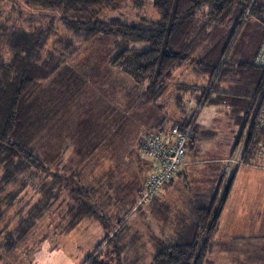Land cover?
<instances>
[{"label": "trees", "instance_id": "16d2710c", "mask_svg": "<svg viewBox=\"0 0 264 264\" xmlns=\"http://www.w3.org/2000/svg\"><path fill=\"white\" fill-rule=\"evenodd\" d=\"M20 1L49 14L50 18L45 26L9 31L5 37L7 51L0 54V264H15L8 259L11 256L19 264L29 263H22L15 252L30 239L33 242L35 228L45 215L11 213L21 189L3 194L7 184L22 173L31 172L36 180L41 175L52 174V189L66 190L72 186L64 183L61 174L52 171L34 144L46 136L67 108L86 94L91 81L89 73L98 74L99 64L90 62L89 56L94 51L79 49L94 45L101 36L111 37L112 51L107 53V59L112 70L117 71L116 75L129 76L135 86L146 83L144 95L149 101L157 100L176 72L190 64L197 77L204 81L200 86L202 91L194 93L195 100L202 107L208 104L220 108L219 117L226 122L223 133L230 134L216 142V147L220 150L226 145L224 155L229 151L230 157L242 142L243 148L226 184L228 171L222 168L218 158L198 170L202 171L199 178L189 181L185 178L187 171L181 169L165 184L162 193L148 203H139L146 181L141 182L135 189L137 200L133 208L136 206L138 211L145 206L160 221L159 233L149 224L145 232L130 224V218L137 213L116 216L112 229L81 264H215L210 259L212 253L218 252L214 237L236 174L241 167L264 166V62L260 60L264 46L262 43L250 58L239 59L232 53L241 31H238L239 19L246 12L248 16L259 13L257 21L264 26V3L258 0H152L151 5L158 13L155 20L145 15L128 21L122 16L105 15L125 0ZM53 39L59 46L51 51L48 46ZM261 40L264 42V32ZM73 57H82V63H74ZM135 107L140 108V104ZM188 110L185 117L175 119L169 127L178 125L184 131L191 125L187 153L191 152L196 159L202 150L201 144L213 142L218 131L198 123L195 110ZM162 128L167 127L160 125L153 130ZM51 141L47 140V146L56 153V141L53 137ZM142 141L136 155L138 161H143L139 157ZM66 147H57L61 156ZM178 177L182 186H192L193 195L186 201L188 210L172 218L173 207L162 198L163 192ZM70 181L74 182L73 178ZM119 183L120 186L107 184L104 191L99 190V185L69 188L81 207L61 217L62 235L93 217L101 219L106 226L102 218L107 214L99 213L98 203L103 194L124 195L125 184L121 180ZM167 226L172 231L168 232ZM219 246L218 250L225 252L227 244ZM263 257L258 252L244 264H264Z\"/></svg>", "mask_w": 264, "mask_h": 264}, {"label": "rangeland", "instance_id": "374dc122", "mask_svg": "<svg viewBox=\"0 0 264 264\" xmlns=\"http://www.w3.org/2000/svg\"><path fill=\"white\" fill-rule=\"evenodd\" d=\"M151 2L152 0H125L119 4L118 8L106 11L105 15L122 16L128 21L145 15L151 19L157 18L158 13ZM258 2L264 3V0H258ZM247 16L248 12L239 19L238 31H241L235 49L232 51L239 59L253 57L262 43L264 46L261 40L264 26L257 21L259 13ZM49 18V14L41 13L20 0H0V54L4 55L7 51L5 37L9 31L45 26L49 23ZM56 25L58 26V23ZM232 26L233 23L230 24V27ZM96 40L94 45L87 49L80 46L79 51H94L89 58H91L90 62L99 64L98 74L94 71L89 73L88 77L91 81L86 94L75 101L72 107L67 108V111L56 120L52 129L45 134L46 136L34 146L41 157L49 163L52 171L63 176L64 183L72 184L73 187L99 185V190L104 191L108 188L107 184L114 186V183H118L120 186L121 180V184H125L124 195L108 197L105 194L101 195V202L98 203L100 204L99 213L107 214L102 218L106 226L101 223V219L93 217L81 223L69 234L62 235L61 229L64 224L60 221L61 217L65 213L77 212L81 207L80 202L75 201L69 193V188L72 186L66 190L52 189V174L48 177L41 175V178L36 180L37 177H33L31 172L22 173L3 190V194H6L21 189L15 210L11 213H45L44 218L35 228L33 242L30 239L27 241L28 244L15 252L22 263L81 264L92 252L95 244L107 234L108 230L112 229L116 216L121 217L124 213H129L128 217L131 213H137L129 220V223H133L137 229L145 232V227L149 224L156 233H159L160 221H157L145 206H141L138 211L136 206L133 208L137 200L135 189L150 174V167L146 165L148 163L145 162V164L136 158L138 146L142 138L144 139L149 132L154 131L153 129L160 125L169 127L175 119L185 117L189 111L188 108L195 110L198 123H203L206 127L218 132L214 135L216 138L213 142L206 141L201 144L202 150L196 159L191 156V152L187 153L186 161L189 160V162L184 167L187 171L186 180L189 181L193 177L199 178L202 171L198 172V170L203 169L211 159L218 158L222 161V168L225 167L228 171L224 182L226 184L239 163L238 158L242 152L243 142L232 157L228 156L229 151L227 155H224L226 145L220 150L215 145L221 139L228 138L230 134L223 133L226 122L223 123L224 120L222 122V117H219L221 116L220 108L210 107L208 104L202 107V104L195 100L194 93L202 91L200 86L204 81L197 77L190 64L187 63L176 72L166 91L157 100L149 101L144 95L146 83L135 86L129 76L116 75L117 71L112 70L113 68L108 64L107 53L112 51L111 37L101 36ZM57 43L53 39L48 49L52 51L54 47L59 46L56 45ZM261 51H264V47ZM81 58L73 57L71 61L80 64ZM138 103L140 108L136 109L135 104ZM52 137L56 141V153H52L51 147L47 146V140L51 141ZM79 142L82 144L78 145ZM64 145L67 146L66 152L61 156L57 147L62 149ZM263 148L262 152H264ZM199 161L203 163L199 164ZM72 178L74 182L70 181ZM172 189L171 217L173 218L176 213L188 210L186 201L190 200V194L193 192L192 186H182V180L179 177ZM223 190L224 186L219 196ZM165 192L166 190L163 195ZM166 230L172 231V227L168 229L167 226ZM248 254L251 252L249 251ZM8 259L19 264L18 261H14L13 256ZM242 263L245 262L242 261Z\"/></svg>", "mask_w": 264, "mask_h": 264}, {"label": "crops", "instance_id": "0c3cea01", "mask_svg": "<svg viewBox=\"0 0 264 264\" xmlns=\"http://www.w3.org/2000/svg\"><path fill=\"white\" fill-rule=\"evenodd\" d=\"M187 165L188 161L185 162L182 169L184 170ZM148 177L149 174L142 183L147 181ZM176 180L169 186L162 198L166 204H170L172 207V186ZM214 240L216 241L214 248L218 252L212 253L210 259L215 264H243L242 260L247 262V259H254L258 252L263 256L264 166H245L238 170ZM220 243L227 244L225 252L218 250ZM228 250L231 252H226ZM249 251L251 254H248Z\"/></svg>", "mask_w": 264, "mask_h": 264}, {"label": "built area", "instance_id": "2783aa9c", "mask_svg": "<svg viewBox=\"0 0 264 264\" xmlns=\"http://www.w3.org/2000/svg\"><path fill=\"white\" fill-rule=\"evenodd\" d=\"M260 60L264 62V51ZM191 125L181 131L178 125L162 128L146 135L139 148V157L150 166V175L141 190L139 203H148L159 196L167 182L175 178L185 163Z\"/></svg>", "mask_w": 264, "mask_h": 264}]
</instances>
